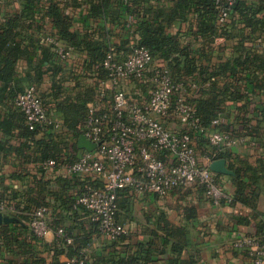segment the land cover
I'll list each match as a JSON object with an SVG mask.
<instances>
[{
	"label": "crops",
	"instance_id": "crops-1",
	"mask_svg": "<svg viewBox=\"0 0 264 264\" xmlns=\"http://www.w3.org/2000/svg\"><path fill=\"white\" fill-rule=\"evenodd\" d=\"M48 1L44 0L45 3ZM58 1L77 19L75 29L93 34L98 32L100 19L95 17L86 20L90 9L86 0ZM18 9V2L0 0V17L1 14ZM228 19L232 22L233 18ZM127 20L135 22L132 15ZM239 26L247 34L245 39L234 34L218 36L209 43L210 66L230 60L242 40L243 51H251L252 55L256 54L264 59V36L252 33L243 24ZM188 28L189 24L186 22L180 26L181 31H187ZM176 30L177 27L169 29L173 33ZM124 35L121 27H117L112 36L92 37L102 43L107 39L113 47L128 49L119 51V55L124 57L140 39L138 34ZM185 38V42L197 50L205 42L202 37ZM38 58L40 56H32L31 61L27 58L18 59L14 64L13 80L7 84L0 79V199L13 198L23 208H35L38 205L34 203L42 202L40 206L47 207L54 219L50 233L44 238L33 235L28 220L21 219L20 222L0 225V264H35L34 257L27 255L26 249H32L36 258L45 260L46 264L69 263L68 254H56V248L64 246L61 244L74 241L68 230L70 242L58 237L57 230L62 226L71 229L72 233L76 231L85 236L88 242L83 250L96 256L125 254L126 251H132L133 245L138 241L151 240L155 244V254L154 262L150 264H166L171 256V243L163 246L162 238L172 230L180 233V241L186 242L180 255L183 264H191V261L194 264H252L254 247H239L235 242L242 238L264 235V165L261 164L264 161V67L252 73L251 78L257 75V80L251 79V82L245 79L246 72L242 73V70L241 74L233 75L230 71L219 78L222 81L219 82L220 87L236 84L242 94V98L231 94L224 97L218 118L221 120L222 131L238 140L226 149L229 168L234 171L233 166L251 165L256 169L258 179L249 186V189L259 193L254 204L238 200L215 204L205 197L202 186L196 183L180 187L166 197L138 194L129 190V208L120 209L117 216L118 222L125 226L126 231L121 237L111 240L93 230L85 209L80 207L71 211L65 203V200L76 199L89 182H95L100 177L72 174L59 167L43 169L42 165L44 142L59 143V158L66 161L75 160L83 151L88 150L80 146V138L83 136L80 124L72 126L63 111V103L67 100L73 103L86 102L89 106L99 93L100 85L91 74L88 55L82 50H76L67 62L60 59L59 69L54 68L53 62L45 61L38 67L40 76L36 70ZM155 62L167 66L166 61L161 58H155ZM30 85L37 87L46 101L50 117L61 124L59 128L51 125L46 130H37L32 136L28 135L24 115L16 106L13 93L18 86L25 89ZM123 88L139 100L150 93L151 85L129 79L123 82ZM193 97L199 98L201 95L196 93ZM244 106L247 108H243ZM169 126L174 130L185 129L176 118L169 119ZM206 138L207 134L196 136L201 162H206V154H203L207 147ZM234 175L235 173L218 174L221 187L232 196L236 189ZM162 248L166 250L161 251Z\"/></svg>",
	"mask_w": 264,
	"mask_h": 264
},
{
	"label": "trees",
	"instance_id": "trees-1",
	"mask_svg": "<svg viewBox=\"0 0 264 264\" xmlns=\"http://www.w3.org/2000/svg\"><path fill=\"white\" fill-rule=\"evenodd\" d=\"M12 1L18 2L20 9L12 13L1 14L0 17V79L7 84L13 80L15 74L14 64L20 58H27L31 61L32 56H40L36 67L38 76L41 75L38 67H41V63L45 61L53 62L54 68H60V58L51 45L43 42L45 34L58 36L65 45L73 47L75 51L82 50L86 52L90 62L91 74L94 73V66L112 52L118 59H124L126 56L121 57L119 51H128V49L119 46L113 47L107 39L106 42L102 43L92 37L112 36L113 31L117 27H121L124 36H136L138 34L140 39L135 44L148 48L154 58L165 60L175 79L196 85V88L191 92L190 102L195 104L203 126L209 128L212 121L219 117L224 97L231 94L234 97L242 98L236 84H230V86L225 84L224 87H220L219 82L222 81L219 78L222 75H227L230 71L233 75L236 73L241 74L242 70V73L246 72L245 79L251 82V79L253 81L257 80V75L251 78L252 73L264 67V59L256 54L252 55L251 51H243V40V44L241 41L238 43L239 46L236 47L235 54L230 60L222 61L216 66H210L208 54L209 43H212L218 36L235 34L243 36V39H245L247 34L244 28L239 26L240 24L249 27L252 33L264 36V14H261L264 11V0H235L232 4L229 0H86L90 4L86 20L89 21V19L95 17L100 19L96 34L89 31L80 32L75 29L77 19L58 0H49L48 3H45L44 0ZM224 12H226V15L223 14ZM130 15L134 17L135 22L127 20ZM229 17L234 20L229 21ZM193 19H195L194 22ZM184 22L189 24L187 31L180 30V26ZM172 27H177L174 33L169 31ZM187 36L204 38V45L198 50L194 49L191 44L185 42ZM242 78L241 76L240 79ZM25 89L18 86L13 93V98L16 100L18 94ZM196 93H199L201 97H193ZM43 100L46 104L44 98ZM63 104V111L72 126L78 123L81 124L85 120L88 112L86 102L73 103L67 100ZM24 120L29 136L40 130H30L25 115ZM215 129L222 131V124H219ZM246 131H249V128H246ZM206 140L207 147L203 154L213 155V160L222 157L227 158L226 150H220L216 153L209 138H206ZM42 147L44 150L43 169H45V163L49 160L66 161L62 157L59 158V143L54 141L44 142ZM261 164L264 165V161ZM233 167L235 169L236 189L232 201L229 203L238 200L254 204V201L259 197V193L256 190L249 189V186H252L258 179L256 169L251 165ZM90 183L92 182L88 184ZM3 199L12 200L16 203L18 212L10 215L19 219V222L21 219L29 221L30 212L42 204V202H37L34 203L38 205L35 208H23L20 202L13 198ZM129 200V189L118 192L119 209L117 216L120 209L127 210L129 208ZM75 202V198L65 200L68 210L76 211L80 208L75 207ZM224 203L226 202L221 201V204ZM87 213L89 215L88 211ZM61 218L65 219V216ZM90 221L93 230L103 235L99 223L91 219ZM16 222L18 221L14 223ZM62 228L65 229L68 237L67 230L74 237L72 243H64L61 244L64 246L56 248V254L66 253L70 257V262L65 264H150L154 262L155 244L151 240L138 241L133 245V250L126 251L125 254L96 256L83 250L88 242L85 236L78 234L76 231L72 233V230L66 226H62ZM256 238L264 243V235ZM173 239L177 240L171 242ZM169 243H171V256L166 264H183L180 255L186 242L180 241V233L169 230L166 236L162 238V245L166 247ZM165 250V248H162L161 251ZM26 254L34 257L33 262L35 264H46L45 260L39 257L36 258L32 249H26ZM190 263L194 264L195 262L191 261Z\"/></svg>",
	"mask_w": 264,
	"mask_h": 264
},
{
	"label": "built area",
	"instance_id": "built-area-1",
	"mask_svg": "<svg viewBox=\"0 0 264 264\" xmlns=\"http://www.w3.org/2000/svg\"><path fill=\"white\" fill-rule=\"evenodd\" d=\"M229 2L232 4L235 0ZM43 42L51 45L64 62L73 57L75 49L65 45L58 36L45 34ZM93 71L100 90L88 106L80 129L96 147L83 151L72 162L52 159L45 167L100 177V183L97 180L86 186L76 198L75 207H84L90 219L99 223L105 237L116 239L126 231L117 220L118 192L123 189L166 197L180 187L196 183L203 186L205 197L215 204L232 201V195L221 187L218 173L210 168L213 155H206V162L200 161L196 136L206 133L216 153L238 140L215 129L221 124L220 118L214 119L209 128L203 126L196 106L190 102L195 84L175 79L168 66L157 64L152 52L139 45L124 59L110 53ZM129 79L149 83L150 93L135 99L123 88V82ZM15 104L25 115L30 130L61 125L50 117L35 85L19 93ZM172 118L181 122L185 129H172L169 126ZM0 212L13 214L18 212V207L12 200L0 199ZM52 220L47 207L35 208L29 219L32 233L37 238L46 237L51 231ZM57 235L71 241L62 227L58 228ZM235 245L253 246L252 264H264V243L256 238H242Z\"/></svg>",
	"mask_w": 264,
	"mask_h": 264
},
{
	"label": "water",
	"instance_id": "water-1",
	"mask_svg": "<svg viewBox=\"0 0 264 264\" xmlns=\"http://www.w3.org/2000/svg\"><path fill=\"white\" fill-rule=\"evenodd\" d=\"M80 146L88 150H93L96 144L87 139L84 135L80 138ZM210 168L212 171L218 174L233 175L235 172L231 170L228 166L227 159L219 158L211 162ZM19 221L16 217L0 212V225L10 222Z\"/></svg>",
	"mask_w": 264,
	"mask_h": 264
}]
</instances>
